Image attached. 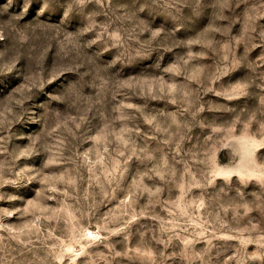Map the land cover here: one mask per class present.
<instances>
[{
  "label": "clouds",
  "instance_id": "1",
  "mask_svg": "<svg viewBox=\"0 0 264 264\" xmlns=\"http://www.w3.org/2000/svg\"><path fill=\"white\" fill-rule=\"evenodd\" d=\"M0 264H264V0H0Z\"/></svg>",
  "mask_w": 264,
  "mask_h": 264
}]
</instances>
